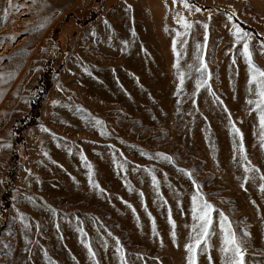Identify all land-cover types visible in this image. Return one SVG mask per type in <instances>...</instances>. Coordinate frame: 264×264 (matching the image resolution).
Segmentation results:
<instances>
[{"label":"rangeland","instance_id":"374dc122","mask_svg":"<svg viewBox=\"0 0 264 264\" xmlns=\"http://www.w3.org/2000/svg\"><path fill=\"white\" fill-rule=\"evenodd\" d=\"M97 2L0 0V264H122L121 247L128 264H189L193 195L216 210L196 264H224L220 212L246 264H264V140L233 35L251 36L264 68V0H104L79 25ZM48 67L38 123L26 125Z\"/></svg>","mask_w":264,"mask_h":264},{"label":"snow or ice","instance_id":"6c2138e0","mask_svg":"<svg viewBox=\"0 0 264 264\" xmlns=\"http://www.w3.org/2000/svg\"><path fill=\"white\" fill-rule=\"evenodd\" d=\"M185 8H190L191 5H189L188 0H181ZM9 9L12 7H18L13 4V0H8ZM197 11H200L199 8L196 9ZM8 10H5V17L7 15ZM228 19H232V15L230 14L228 16ZM178 23H183V26L185 28V32L183 33L184 36H187L188 32L187 30L192 27L190 23L187 22V20L180 16L178 14L177 17ZM235 31L233 32V35L235 36V42L236 44L242 45V56L245 59L246 64L248 65V71H249V94L254 96L255 99H248L247 103L249 105H253V110L257 111L259 113V122H260V128H261V138L264 140V68H261L260 66L256 65L253 59V52L250 50L249 41L251 40V36L245 32L243 29L239 28V26L234 25ZM179 36L180 33H177ZM11 39H14V37H9ZM186 43V41H183ZM173 47L175 48V42L173 43ZM202 48L201 45H197V53L195 54V58L197 61H201L202 57L200 55V49ZM181 53L177 52V63L176 67L179 68V57ZM233 63H235V60H233ZM191 67V66H190ZM198 71L207 72V64L206 63H200L199 67L197 69ZM184 81V75L183 73H180V83L183 85ZM198 83H204L205 81H200ZM253 86L254 89L253 90ZM234 131L238 133L241 136V140L243 139V134L240 133V130L238 128H235ZM10 147V145H9ZM245 159L246 156H245ZM250 164V161L248 162ZM252 168H249L245 166V171H252ZM189 175H191L189 173ZM262 180H264V175L260 177ZM153 182L155 183V177H153ZM261 190L264 191V184L261 185ZM197 191L199 192V186H197ZM192 214L193 219L198 221L197 224H194L192 226V235L190 236V242L185 244V248L187 249L189 256L188 261L189 264H196V256L198 250L202 249L203 245H207L209 239L211 236L215 235V232L212 231V225H213V217L212 213L215 210L214 206L210 204L207 200H204L202 196L193 195L192 196ZM199 201V202H198ZM220 220H219V227L221 229V247L220 252L224 256V264H246L245 256H246V248L243 246V242L237 238V234L235 230L232 227L231 221L229 218L224 215V213H219ZM174 223V222H173ZM175 235V233H173ZM89 250L91 251V246L89 245ZM118 252L121 254V261L122 264H128L127 260L125 259V253L123 248H118ZM92 256H95V253H91Z\"/></svg>","mask_w":264,"mask_h":264},{"label":"trees","instance_id":"16d2710c","mask_svg":"<svg viewBox=\"0 0 264 264\" xmlns=\"http://www.w3.org/2000/svg\"><path fill=\"white\" fill-rule=\"evenodd\" d=\"M104 9V0H98V2L96 3V6L92 9V10H87L86 12H82L80 16H78L77 20H79L78 24L79 25H87L90 21H92L93 19H95ZM79 12V11H77ZM76 12V13H77ZM76 13L73 14V18L76 17ZM242 27L246 30V31H249L253 34H257L258 35V32L256 31L255 28L247 25V24H244L242 23L241 24ZM49 73H50V70H49V67L46 69V71L44 72L43 74V77H42V80L39 84V87H41V91L36 95L33 103H32V110H31V113L28 115V117L26 119H28L26 121V125H31V124H36L38 123V119H39V116H40V106L46 96V93L48 91L49 88H51V82H50V79H49ZM46 77L48 79H46ZM21 138V137H20ZM20 138H17L16 140H19ZM21 140H23V138H21ZM26 161H17L16 164H15V167L18 169L19 166L23 163H25ZM15 168V169H16ZM16 169V170H17ZM15 170V171H16ZM13 171H14V168H13ZM13 175L11 174V177ZM10 206V195L9 193H5L4 194V197L2 199V203H1V217L2 219L6 220L7 216H8V208ZM3 227H4V222H3Z\"/></svg>","mask_w":264,"mask_h":264},{"label":"bare ground","instance_id":"6f19581e","mask_svg":"<svg viewBox=\"0 0 264 264\" xmlns=\"http://www.w3.org/2000/svg\"><path fill=\"white\" fill-rule=\"evenodd\" d=\"M46 1H48V0H46ZM53 1H54V7H55V4H57L58 2H61V1H63V0H53ZM64 1H68V0H64ZM63 3H64V2H63ZM246 133H248V131H247ZM256 139H257V138H256ZM4 150H5V149H4ZM4 150L0 151V158L3 157ZM256 150H258V151H257V153H255V154H259V153H260V149H257V148H256ZM250 151H251V149H247V150H246L247 153H249ZM261 152H262V151H261ZM252 154H253V153H252ZM261 154H262V153H261ZM261 154H259V155H261ZM235 155H236V158H237V159H235V161L238 160V165H237L236 162H235V165H236V168H238V167H240L241 164H242V163H241V157H242V155H243L242 150L235 151ZM262 157H263V156H262ZM263 158H264V157H263ZM263 161H264V160H263ZM263 161H262V162H263ZM258 162H260V161H259V159L257 158L255 163L257 164ZM257 167H261V166H257ZM234 172H235V171H234ZM252 174H253V173H252ZM263 175H264V173H263ZM234 177H235V176H234ZM250 178H251V177H250ZM251 180H252V178L250 179V181H251ZM259 181H260V179L257 180L258 183L256 182V183H257V184H256L257 189H258ZM253 182H254V180H253ZM254 184H255V183H252V186H253V187H254ZM250 185H251V184H250ZM250 185H249V186H250ZM252 186H250V188H251ZM253 187H252V188H253ZM252 188H251V189H252ZM257 192H258V191H257ZM253 194H254V193H253ZM257 196H258V194H257ZM250 197H251V196H250ZM251 199H252V198H251ZM258 200H259V199H258ZM250 201H251V200H250ZM251 204H252V203H251ZM253 204H254V202H253ZM254 206H255V204H254Z\"/></svg>","mask_w":264,"mask_h":264}]
</instances>
